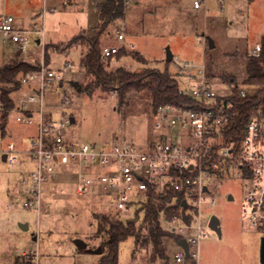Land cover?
I'll use <instances>...</instances> for the list:
<instances>
[{
    "label": "rangeland",
    "instance_id": "1",
    "mask_svg": "<svg viewBox=\"0 0 264 264\" xmlns=\"http://www.w3.org/2000/svg\"><path fill=\"white\" fill-rule=\"evenodd\" d=\"M97 1L77 0L67 4L65 0H0V16L10 14L19 27L37 24L44 30V33H30L28 51H23L18 42L0 32V75L1 67L16 60L49 64L62 73L50 93V104L56 118L62 113L74 117L67 128L69 136L80 143L143 146L157 137L150 90L130 91L125 103L119 102L115 90L106 92L96 88L91 94L81 92L94 78L83 63L87 45L81 41L67 44L78 35L94 34L98 25ZM126 5L125 18L109 26L110 31L103 33L101 44L118 43L116 29L122 28L134 43L130 51H138L145 62L131 55L115 56L105 60L108 70L120 66L132 72L150 67L163 70L169 46L174 54L169 64L172 73H183L181 65L190 61L196 68L206 67L220 86L226 83L221 77L226 71L234 73L240 86L245 87L247 54L261 43L264 35V0H228L224 6L217 0H205L200 8L194 7V0H128ZM210 39L214 47L209 46ZM47 44L51 47L46 58ZM187 79L179 76L183 88H187ZM3 84L0 81V87ZM26 91L28 89L21 86L12 92L15 104ZM65 96L68 97L66 102L62 99ZM2 113L0 106V122ZM16 115V110L9 111L4 130L0 123V150L7 149L11 142L20 151L30 147L36 125L18 122ZM26 166H30L27 153L19 155L14 165L0 157V264H14L18 256L30 251L41 254L39 264H97L101 257L98 247L104 239L97 234L98 223L102 215L113 216L118 212L105 198L77 194L72 186L75 175L70 180L66 175L67 180L59 184L57 191L45 194L39 211L26 208L20 181ZM215 182L217 203L207 212L219 217L222 236L219 237L208 222L204 223L209 234L200 242L199 262L186 256L183 263L174 258L175 253L181 251L178 242L165 238L167 264H264L261 260L264 231L252 226L243 212L249 184L230 177ZM13 185L17 188L13 189ZM229 194L234 198L229 199ZM132 212L120 213L125 218ZM22 222L29 227H23ZM165 228L173 230L167 222ZM146 234L143 228L139 243L134 237L121 243L119 264L163 262L162 259L150 260L152 245L143 243ZM80 240L86 243L85 247L78 246Z\"/></svg>",
    "mask_w": 264,
    "mask_h": 264
},
{
    "label": "built area",
    "instance_id": "2",
    "mask_svg": "<svg viewBox=\"0 0 264 264\" xmlns=\"http://www.w3.org/2000/svg\"><path fill=\"white\" fill-rule=\"evenodd\" d=\"M204 1L194 0V7L200 8ZM217 1L224 6L228 0ZM33 31L44 33L37 24L19 27L13 15L0 16V32L18 42L23 51L29 50ZM116 33L118 43L102 46L103 60L122 48L134 49L122 28ZM261 51L262 44L257 43L251 54L259 56ZM196 67L190 61L183 62L182 76L188 78L187 88L180 85V92L196 103L190 107L159 105L154 113L157 137L143 146L80 143L73 139L67 132L72 117L62 113L56 118L50 104V93L62 73L44 62L37 69L22 73L20 83L28 91L11 110L17 111L18 122L35 124L36 134L28 149L20 151L11 142L7 149L0 150V157L5 154V161L14 165L19 155L27 153L30 166L25 167L20 178L25 193L23 206L39 211L45 194L57 191L59 184L67 180L66 175L68 180L75 175L72 186L77 194L105 198L118 212L133 210L151 192L160 193L170 187L180 193V211L191 219L177 213L169 223L180 238L187 240L190 256L199 262L200 242L209 234L204 223L209 224L212 215L207 209L217 203L215 181L230 177L249 184L243 212L252 226L264 231V117L255 115L249 119L240 143L234 139L228 142L225 131L238 115L234 104L226 101L233 90L224 82L220 86L206 67ZM62 99L68 101L66 96ZM184 200L187 207L182 205ZM180 247L174 258L183 263L187 255ZM26 255L27 264H39L38 251Z\"/></svg>",
    "mask_w": 264,
    "mask_h": 264
},
{
    "label": "trees",
    "instance_id": "3",
    "mask_svg": "<svg viewBox=\"0 0 264 264\" xmlns=\"http://www.w3.org/2000/svg\"><path fill=\"white\" fill-rule=\"evenodd\" d=\"M128 0H98L96 3L98 13V25L92 36L78 35L68 42V46L81 41L86 43L87 49L83 59L85 69L93 75V79L87 83L81 92L91 94L94 89L103 91H117L119 102L125 103L128 93L132 90L148 89L152 93V106L154 113L161 104L174 103L182 106H193L196 100L189 95L180 92L179 76L182 73H172L169 70L171 62L166 61V67L162 70L156 67L132 72L124 67L108 70L105 60L101 58V37L103 33L110 31L109 26L117 20H123L126 16V4ZM262 51L259 56L247 54L245 62L246 77L243 80L245 87H241L234 73L223 71L221 77L231 86L233 93L226 98L232 102L238 110V115L232 125L225 131L227 141L236 140L240 143L247 122L252 116L264 117V35L260 39ZM50 44L45 46L48 57ZM131 55L145 62L138 51H130L122 48L113 57ZM110 57L109 59L113 58ZM173 61V60H172ZM39 67L38 62L24 60L12 61L1 67L0 81L4 83L0 87V106L2 108L1 128L5 129V120L15 102L12 92L21 87L20 76L22 73L35 70ZM180 193L173 188H166L160 193L151 192L148 199L140 206L135 207L133 212L122 217L118 212L113 216L102 215L98 223L97 234L104 237L99 245L100 259L97 264H119L120 245L129 237H134L136 243L142 239V230H147L144 244L152 245L151 261L162 259L161 264H167L169 255L164 239L169 237L176 241L180 239L175 231L165 228L175 214H180L186 220L191 217L185 216V211H180ZM141 220V223L138 222ZM29 258L26 254L18 256L14 264H27Z\"/></svg>",
    "mask_w": 264,
    "mask_h": 264
},
{
    "label": "water",
    "instance_id": "4",
    "mask_svg": "<svg viewBox=\"0 0 264 264\" xmlns=\"http://www.w3.org/2000/svg\"><path fill=\"white\" fill-rule=\"evenodd\" d=\"M209 46L210 47H214V42H213L212 39L209 40ZM173 58H174L173 51L171 50V48L169 46L166 47V60L168 62H171L173 60ZM76 86H77V89L80 90L79 83L76 82ZM72 121H74V117H72ZM2 159L6 160V155L5 154L3 155ZM233 198H234V196L232 194H229V199H233ZM182 205H183V207H187V202L184 200L182 202ZM209 226L213 230L216 231V233L218 234L219 237L222 236L221 222H220L219 217L216 214H212L211 215ZM178 244L185 249L186 255L189 257L190 256V251H189V245L187 243V240L184 237H182V238H180L178 240ZM78 246L80 248H83V247L86 246V243L82 242V240H80V241H78ZM98 252H101V250L98 249ZM261 260H262V262H264V236H262V238H261Z\"/></svg>",
    "mask_w": 264,
    "mask_h": 264
},
{
    "label": "crops",
    "instance_id": "5",
    "mask_svg": "<svg viewBox=\"0 0 264 264\" xmlns=\"http://www.w3.org/2000/svg\"><path fill=\"white\" fill-rule=\"evenodd\" d=\"M77 1V0H76ZM76 1H74V2H76ZM73 2V3H74ZM38 41H39V39H38ZM14 99V98H13ZM36 134V133H35ZM34 134V135H35ZM25 169V168H24ZM17 187H16V185H13V189H16ZM21 225L24 227V226H26L25 228H28L29 227V224L28 223H25V222H22L21 223ZM27 252H24L23 254H26Z\"/></svg>",
    "mask_w": 264,
    "mask_h": 264
}]
</instances>
